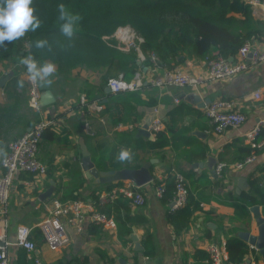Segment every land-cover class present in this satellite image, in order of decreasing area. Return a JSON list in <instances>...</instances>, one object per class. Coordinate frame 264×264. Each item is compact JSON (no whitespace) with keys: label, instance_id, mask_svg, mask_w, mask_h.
I'll return each instance as SVG.
<instances>
[{"label":"crops","instance_id":"crops-1","mask_svg":"<svg viewBox=\"0 0 264 264\" xmlns=\"http://www.w3.org/2000/svg\"><path fill=\"white\" fill-rule=\"evenodd\" d=\"M251 11L255 19L263 21V34L250 41L260 46L264 36V7L256 6ZM112 36L114 37V33ZM118 42L127 52L129 47L119 40ZM135 49L138 52V69L147 78L155 77L167 69L160 63L153 67L149 61H144L145 56L140 49ZM183 58L181 55L178 60ZM46 60L48 59L43 61ZM176 66L193 74L205 70L204 61L195 58H185ZM56 67L53 83L47 85L54 102L35 110L29 105L26 76L19 59L16 62L10 59L0 61V79H5L0 85V144L4 146L6 153L9 143L35 122H51L43 133L38 153L39 160L47 168L46 175L40 181H35L31 174L20 172L10 187L8 237L11 242L15 240V228L18 224L37 227L36 224L48 214L51 200L61 197V193L65 191L100 211L94 196L105 191L106 186L89 185L81 168V143L86 146L95 164L100 153L115 144L117 132L126 133L134 139L154 140L149 132V124L154 118H161L165 128L170 113L174 112L173 119L176 120L177 127H185L188 131L177 139L176 148L169 144L159 150L137 151L141 159L140 166L148 160L153 161V178L148 184L138 187L145 198L142 206H134L129 200L127 209L121 201L110 209V216L116 222L115 228L104 227L87 218L80 233L67 228L69 242L58 250L49 249L40 234L37 237L32 235L35 249L31 252L13 244L7 246L8 264H34L33 259H38L41 264H207V258L202 259V253L199 252L207 255L205 246L208 242L225 241L227 236H235L239 231L257 234L250 207L247 208L249 216L242 215L232 205L235 202L232 198L246 191L248 177L258 167L264 166V148L255 154L254 162L244 165L242 169H226L219 177H214L205 167L194 168L193 164L204 162L208 156L214 159V164L219 161L232 164L242 160L248 147L244 142V134L259 119L264 118V63L229 79L207 84L199 90L172 87L159 89L149 86L133 92L132 96L125 93L123 97L127 98V102L124 104L123 117L129 122L116 125L109 123L102 114L104 104L113 96L105 92L103 70L88 69L83 65L63 71L57 65ZM20 79L25 81L23 89L17 88V81ZM258 90L260 95L255 98ZM87 96L91 97L90 100ZM81 98L84 102L102 105V110L95 112L86 108L81 104ZM216 98L235 101L237 110L246 116L240 128L227 129L221 134L214 133L213 125L205 116L204 106L201 105L206 104V99L211 101ZM145 126L149 137L142 134ZM194 139L204 147V157L189 163L186 157L193 154ZM263 140L260 141L263 143ZM104 156H107L106 153ZM1 171L0 167V173ZM173 172H179L186 178L189 202L192 199L199 202L192 209L189 227L179 233L174 232L167 222L168 203L154 195L152 184L153 181L166 179ZM202 175L208 177L210 184L199 182ZM122 184L135 187L129 181H121L120 186ZM50 187L53 188L51 195L41 199V194ZM259 211L264 217L260 206ZM231 228H236V231L230 233ZM146 233L151 235L155 247L152 257L143 256L141 251L135 249V243L143 249L142 241ZM249 248L251 251L245 255L244 260L251 264H264L260 252L251 246Z\"/></svg>","mask_w":264,"mask_h":264},{"label":"trees","instance_id":"trees-1","mask_svg":"<svg viewBox=\"0 0 264 264\" xmlns=\"http://www.w3.org/2000/svg\"><path fill=\"white\" fill-rule=\"evenodd\" d=\"M60 3L65 4L70 12L82 17L78 31L71 42L59 33L57 6ZM33 7L42 21L41 27L35 32H28L13 43L6 41L7 50L0 49V59L10 58L15 61L22 57L24 55L21 54L22 42L28 37L30 47L27 54L32 52L38 61L48 59L61 71L81 65L88 69L103 70L104 85L109 78L116 77L119 73H123L126 80L131 79L139 67L136 63L138 52L135 47L129 48L126 53L114 47L115 40L112 35L118 27L128 26L142 39L141 42L135 40V45L145 56V62L148 61V53L153 52L159 63L167 69L174 68L185 58L203 61L217 56L229 58L234 56L246 41L258 39L263 34V21L251 15V7L245 0H34ZM41 38H47L52 44L51 52L37 50L32 46L35 40ZM69 43L70 47L67 46ZM181 55L184 58L179 61ZM132 93L126 94L132 96ZM124 94L113 95L104 104L102 114L112 125L129 122L124 118V104L127 102V98L123 97ZM147 104L153 103L147 102ZM173 114L174 112L170 113L165 128L156 132L152 141L134 139L126 133L117 132L115 144H111L100 153L99 160L95 163L96 167L99 170H118L124 167L137 169L141 160L137 151L159 150L169 144L176 148L177 139H180L188 129L177 127ZM263 137L264 127L258 133L256 141L263 140ZM194 141L193 154L186 157L189 163L204 157V147L198 145L197 140ZM247 146L239 162L252 152L251 147ZM121 148L132 150L130 161L121 163L117 159ZM262 148L264 142L260 148L254 150L255 154ZM105 153L107 156H104ZM172 174L165 179L166 189L161 198L165 203L173 189ZM199 182L210 184L206 175H202ZM120 183L121 181L104 185L108 191L120 186ZM59 199L83 200L67 191L61 193ZM94 199H97V196H94ZM232 199L235 201L232 205L237 207L242 215L249 216L247 208L259 205L264 216V166L258 167L248 177V189ZM119 201L123 202L124 208L127 209L129 199L119 194L114 202L100 206L99 210L110 216V209L115 208ZM198 203L192 199L183 208L167 213L166 220L174 232L179 233L189 227L192 209ZM235 231L236 228H231L230 233ZM39 234L37 227L31 229V237L32 235L37 237ZM225 242L228 254L226 263H243L245 255L251 251L247 243L235 236H227ZM142 246L143 256L154 255L155 247L150 234L144 235ZM199 253H202V259L207 258L203 252Z\"/></svg>","mask_w":264,"mask_h":264},{"label":"built area","instance_id":"built-area-1","mask_svg":"<svg viewBox=\"0 0 264 264\" xmlns=\"http://www.w3.org/2000/svg\"><path fill=\"white\" fill-rule=\"evenodd\" d=\"M251 9L256 6L264 7V0H247ZM264 12V11H263ZM125 32L127 38H121L117 33ZM116 36V37H115ZM114 37L127 47H136L134 41L142 40L137 38L128 26L118 27L114 32ZM30 47L28 37L22 42L23 56L27 55ZM149 63L155 67L159 61L153 52L148 53ZM264 63V36L261 45L252 44L246 41L236 52L232 59L220 56L204 60L205 70L199 73H189L184 69L176 66L172 69H165L161 74L147 78V76L137 69L131 79L126 80L123 74L109 78L106 87L109 88L110 94L135 92L144 87L154 88H190L199 90L201 87L219 81L229 79L235 75L254 69ZM27 82V92L29 105L33 109H39L40 89L38 83H32L28 80L26 69L22 66ZM260 95V90L255 92V98ZM177 102L178 100L175 99ZM81 104L95 112L102 110V105L83 101ZM204 114L213 125V131L221 134L227 129H237L245 122L246 116L237 110L236 103L232 99L216 98L204 105ZM49 120H38L21 136L11 141L8 145L7 155L0 160V264H8L7 246L13 244L19 248L31 252L35 249V242L31 239V227L24 224H18L15 228V240L11 242L8 237V199L9 191L13 179L20 172L31 174L35 181H40L47 172L45 164L39 158V146L42 139L43 131L50 125ZM264 127V118L257 121L252 129L244 134V142L249 145L252 152L241 162L226 163L219 161L215 164L214 174L219 177L226 169H242L244 165L255 161L254 150L260 148L262 141H256L260 130ZM164 124L161 118H154L149 124V132L152 136L162 130ZM87 129V128H86ZM173 189L168 197L169 212H175L183 208L190 201L189 189L186 178L179 172H173ZM28 184V183H26ZM30 184V183H29ZM154 195L162 198L165 193V179H159L152 182ZM121 194L129 199L134 206H142L145 198L138 187H127L125 185L117 186L108 191L98 193L95 204L102 206L112 203L117 196ZM89 218L107 228H115L116 222L105 213L98 211L95 207L84 200H66L59 198L51 200V207L48 214L40 220L36 226L39 230L43 243L51 250H58L69 242L67 228L74 232H81L84 221ZM207 253V264H224L227 261L226 242L210 241L205 246ZM34 264H41L38 259H33ZM241 264H251L244 261Z\"/></svg>","mask_w":264,"mask_h":264},{"label":"clouds","instance_id":"clouds-1","mask_svg":"<svg viewBox=\"0 0 264 264\" xmlns=\"http://www.w3.org/2000/svg\"><path fill=\"white\" fill-rule=\"evenodd\" d=\"M34 0H0V49H6L5 42L13 43L23 38L28 32H35L41 27L42 21L36 14L33 7ZM59 33L69 42L73 40L77 31L78 24L82 17L68 10L65 4L60 3L57 6ZM57 43H59L57 41ZM37 50L52 51V44L47 38H41L34 41L32 45ZM68 47L71 46L69 43ZM19 64L26 69V75L30 82L38 84L51 85L52 77L57 72L56 64L46 60L40 62L32 52L21 57ZM25 81H17V88L23 89ZM7 153L2 144H0V158L6 157ZM117 159L123 163L132 159V150L130 148H121Z\"/></svg>","mask_w":264,"mask_h":264},{"label":"water","instance_id":"water-1","mask_svg":"<svg viewBox=\"0 0 264 264\" xmlns=\"http://www.w3.org/2000/svg\"><path fill=\"white\" fill-rule=\"evenodd\" d=\"M22 54V53H21ZM232 59V56L229 57ZM4 78L0 79V85L2 84ZM39 89L41 91L39 97V104L41 107L50 105L54 102V97L52 92L49 90L47 84H39ZM105 92L110 93L108 87H105ZM210 100L206 99L205 103H209ZM204 106V103L201 105ZM200 106V107H201ZM147 126L144 127V132L142 134L145 137H149V132H145ZM142 131V130H140ZM81 168L84 172L85 177L87 178L90 186L100 185V184H107V183H114L118 181H129L135 187H142L149 182L152 181L153 175L151 172V165L152 160H148L144 162L139 168L137 169H128V168H121L118 170H99L94 162L91 160V156L89 151L87 150L86 146L81 143ZM214 159L211 156H208L204 162L194 163V168H201L205 167L209 172L214 176ZM52 187H50L47 191L41 194L40 198L45 199L51 195ZM253 219L255 220V225L257 228V234L253 235L250 234L249 231H239L235 233V236L246 242L252 248H256L261 256L262 261L264 262V217H262L259 206L255 205L249 208ZM135 249L138 251L142 250V247L135 243Z\"/></svg>","mask_w":264,"mask_h":264},{"label":"rangeland","instance_id":"rangeland-1","mask_svg":"<svg viewBox=\"0 0 264 264\" xmlns=\"http://www.w3.org/2000/svg\"><path fill=\"white\" fill-rule=\"evenodd\" d=\"M130 28V27H129ZM131 29V28H130ZM131 31H133L134 32V30L133 29H131ZM135 33V32H134ZM135 36H137L136 35V33H135ZM116 37V36H115ZM114 37V38H115ZM115 40V44H114V47L118 50V51H120V52H123V53H126L124 50H125V48L122 46V44H120L119 42H118V40L115 38L114 39ZM134 43H135V41H134ZM129 50V49H128ZM2 51H4V49H2ZM22 52V51H21ZM1 58V57H0ZM21 58V57H20ZM19 58V59H20ZM8 59H10V58H8ZM3 59H0V61H2ZM11 61H13V62H16L17 61V59L14 61V60H12V59H10ZM20 66H22V65H20ZM225 264V263H224Z\"/></svg>","mask_w":264,"mask_h":264},{"label":"bare ground","instance_id":"bare-ground-1","mask_svg":"<svg viewBox=\"0 0 264 264\" xmlns=\"http://www.w3.org/2000/svg\"><path fill=\"white\" fill-rule=\"evenodd\" d=\"M117 35L121 38H127V35H125V32L117 33ZM123 35V36H120Z\"/></svg>","mask_w":264,"mask_h":264}]
</instances>
